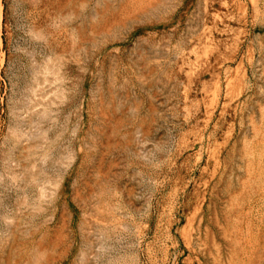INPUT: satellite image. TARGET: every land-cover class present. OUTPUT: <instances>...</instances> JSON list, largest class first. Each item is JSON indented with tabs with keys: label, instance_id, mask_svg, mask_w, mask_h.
<instances>
[{
	"label": "rangeland",
	"instance_id": "1",
	"mask_svg": "<svg viewBox=\"0 0 264 264\" xmlns=\"http://www.w3.org/2000/svg\"><path fill=\"white\" fill-rule=\"evenodd\" d=\"M0 264H264V0H0Z\"/></svg>",
	"mask_w": 264,
	"mask_h": 264
}]
</instances>
